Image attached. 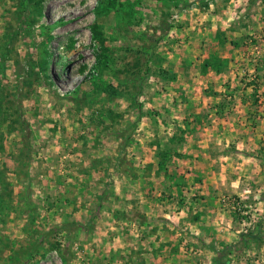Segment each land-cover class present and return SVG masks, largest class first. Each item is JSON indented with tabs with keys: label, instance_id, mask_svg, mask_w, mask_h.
Masks as SVG:
<instances>
[{
	"label": "rangeland",
	"instance_id": "rangeland-1",
	"mask_svg": "<svg viewBox=\"0 0 264 264\" xmlns=\"http://www.w3.org/2000/svg\"><path fill=\"white\" fill-rule=\"evenodd\" d=\"M0 264H264V0H0Z\"/></svg>",
	"mask_w": 264,
	"mask_h": 264
}]
</instances>
